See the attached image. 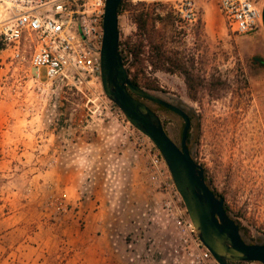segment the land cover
Returning <instances> with one entry per match:
<instances>
[{"label":"rangeland","instance_id":"obj_1","mask_svg":"<svg viewBox=\"0 0 264 264\" xmlns=\"http://www.w3.org/2000/svg\"><path fill=\"white\" fill-rule=\"evenodd\" d=\"M192 1L200 21L181 22L178 0L160 10L133 5L119 13L120 40L124 50L138 40L142 11L173 61L154 55L155 68L144 47V69L159 85L151 91L189 112L192 154L248 241L264 243V65L255 60H264V30L236 34L218 0ZM26 73L0 68V264H179L171 173L152 139L106 95L101 77L76 86L67 75ZM147 103L180 144L183 118Z\"/></svg>","mask_w":264,"mask_h":264},{"label":"built area","instance_id":"obj_2","mask_svg":"<svg viewBox=\"0 0 264 264\" xmlns=\"http://www.w3.org/2000/svg\"><path fill=\"white\" fill-rule=\"evenodd\" d=\"M123 1L152 4L160 10L171 0ZM178 1L174 4L178 17L196 21L195 3ZM218 5L236 34H247L262 26L263 11L257 0H218ZM105 8L106 0H0V68L20 69L35 80H54L67 75L76 86L89 76L92 80L101 77ZM153 161L158 164L159 158ZM168 188L177 208L173 216L182 232L183 257L181 260L177 257L176 262L220 264L200 240L172 175ZM171 205L168 201L169 209ZM185 212L188 219L184 217ZM161 262L165 263L166 259Z\"/></svg>","mask_w":264,"mask_h":264},{"label":"water","instance_id":"obj_3","mask_svg":"<svg viewBox=\"0 0 264 264\" xmlns=\"http://www.w3.org/2000/svg\"><path fill=\"white\" fill-rule=\"evenodd\" d=\"M122 0H106L104 38L101 48V80L106 95L124 112L128 121L148 135L164 157L187 211L203 244L220 264L237 261L264 264V243H249L240 224L228 212L224 196L207 181L205 167L188 145L192 119L182 106L134 82L120 51L119 6ZM148 100L177 113L184 120L181 143L168 133Z\"/></svg>","mask_w":264,"mask_h":264},{"label":"trees","instance_id":"obj_4","mask_svg":"<svg viewBox=\"0 0 264 264\" xmlns=\"http://www.w3.org/2000/svg\"><path fill=\"white\" fill-rule=\"evenodd\" d=\"M140 4H145V3L140 2ZM133 5H137V3L134 4L132 2H124L122 0L121 4L119 6V13H121L124 10L131 9L133 7ZM135 19H136L137 26H138V33L136 35H138L139 38H138V40H135V41H132V37L129 38V40H127V42H126V50L123 49V44H125V43H123L120 40V51L122 53L124 63L127 66L133 81L138 83L139 85L149 89V90H155L156 91V90H159V85L156 83V81H154L148 77L147 73H149V72H147L143 66L145 59H146L143 57V54H145L144 53V51H145L144 47H146V45H149L150 49L147 52H148L149 57H152L151 58L152 59L151 64L154 65L155 68H159V67L162 68V66H157V64H155V62L153 60L154 55H157L156 57L160 60L161 65H165L166 63H169L172 60H171V57L168 55L167 50L165 49L166 43L165 42H161V43L155 42L153 35L149 31L148 19L146 18L145 14L141 11L137 14ZM178 19L181 22L183 21L179 17H178ZM198 20L200 21L201 19L198 17ZM172 26L176 29L175 21H172ZM145 41L147 42V44L145 43ZM125 51H126V53H125ZM129 58L131 60L130 62H128ZM255 60L259 61L260 63H262L264 65V60L260 56H256ZM177 62H181V61H177ZM179 68H180V73H182L184 75V77L187 81V84H188V87H189L191 94L193 95V97H196V92L198 91V87L194 82V79H195L194 75L192 74V72H190V70L185 68V66H182ZM144 101L147 102L148 100H144ZM147 104L153 110H155L152 107V105H150L149 103H147ZM157 105H159V104H157ZM159 106L162 108H165L162 105H159ZM191 143H192V133L190 130L189 137H188V145H189L190 150L192 152ZM206 178H207V181L210 182L208 180L207 175H206ZM214 190L216 191V193L219 196H222L216 189H214ZM226 208L229 211L227 206H226ZM240 229H241V233H242L243 238L247 242H250V241H248V239L246 238V236L242 232V228H240ZM234 264H248V262L237 261V262H234ZM254 264H262V263L254 262Z\"/></svg>","mask_w":264,"mask_h":264},{"label":"crops","instance_id":"obj_5","mask_svg":"<svg viewBox=\"0 0 264 264\" xmlns=\"http://www.w3.org/2000/svg\"><path fill=\"white\" fill-rule=\"evenodd\" d=\"M260 29H263L264 30V15H263L262 26L260 27Z\"/></svg>","mask_w":264,"mask_h":264}]
</instances>
